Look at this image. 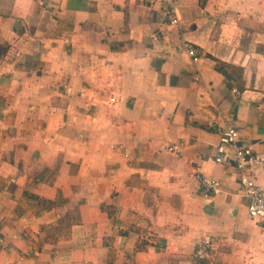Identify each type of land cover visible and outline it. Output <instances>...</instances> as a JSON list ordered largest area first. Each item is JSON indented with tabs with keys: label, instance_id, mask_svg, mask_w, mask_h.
Masks as SVG:
<instances>
[{
	"label": "crops",
	"instance_id": "crops-1",
	"mask_svg": "<svg viewBox=\"0 0 264 264\" xmlns=\"http://www.w3.org/2000/svg\"><path fill=\"white\" fill-rule=\"evenodd\" d=\"M179 15L0 0V264H264L239 171L214 160L229 127L264 153V0ZM196 171L222 184L211 202ZM206 236L213 260L197 261Z\"/></svg>",
	"mask_w": 264,
	"mask_h": 264
},
{
	"label": "built area",
	"instance_id": "built-area-1",
	"mask_svg": "<svg viewBox=\"0 0 264 264\" xmlns=\"http://www.w3.org/2000/svg\"><path fill=\"white\" fill-rule=\"evenodd\" d=\"M184 0H146L149 5H158L163 17L169 20L171 25H180L179 4ZM184 49L192 62L199 64L201 56L190 40H184ZM239 131L235 128H227L221 136L220 143L215 148L214 160L219 164H233L239 171V184L251 219L264 227V187L257 180L259 168H264V153L255 151L252 146L238 145ZM184 143L166 146V149L177 155H183ZM233 147V152L229 151ZM195 177L200 184V190L206 202L222 193V184L219 179L196 171ZM214 245L210 237H204L196 245L194 257L197 261L213 260Z\"/></svg>",
	"mask_w": 264,
	"mask_h": 264
},
{
	"label": "water",
	"instance_id": "water-1",
	"mask_svg": "<svg viewBox=\"0 0 264 264\" xmlns=\"http://www.w3.org/2000/svg\"><path fill=\"white\" fill-rule=\"evenodd\" d=\"M241 145V144H240Z\"/></svg>",
	"mask_w": 264,
	"mask_h": 264
}]
</instances>
